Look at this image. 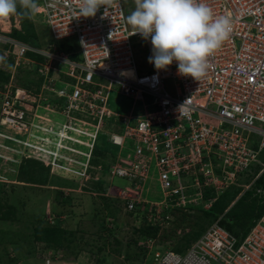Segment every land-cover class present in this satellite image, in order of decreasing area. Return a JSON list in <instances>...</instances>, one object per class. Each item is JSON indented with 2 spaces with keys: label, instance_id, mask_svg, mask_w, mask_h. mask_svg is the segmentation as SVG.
I'll list each match as a JSON object with an SVG mask.
<instances>
[{
  "label": "built area",
  "instance_id": "1",
  "mask_svg": "<svg viewBox=\"0 0 264 264\" xmlns=\"http://www.w3.org/2000/svg\"><path fill=\"white\" fill-rule=\"evenodd\" d=\"M39 2L38 14L53 44L39 48L22 42L10 36L20 20H0V55L12 62L11 80L0 91L1 150H13L10 142L27 150L24 158L40 160L71 180L90 182L94 171L102 170L101 163L93 165V151L100 134H107L119 150L108 172L134 188L120 193L128 211L146 214L150 224L162 229L171 225L173 210L209 209L216 199L206 203L205 189L220 195L242 175H255L244 185L248 190L264 174V0H204L216 16L230 18L232 31L198 80L179 74L175 61L166 70L149 63L150 39L132 35L125 0L88 18L79 17V0ZM134 37L144 43L141 59ZM65 40L78 50H61L57 43ZM28 53L45 61L37 63ZM34 64L43 78L38 94L13 84L19 69ZM114 89L134 99L128 114L109 107ZM130 144L134 153L122 157ZM154 175L163 193L160 202H148L141 194ZM150 243L145 242L147 248ZM62 253L51 255L65 260ZM151 264H264V215L241 241L217 221L184 253L154 252Z\"/></svg>",
  "mask_w": 264,
  "mask_h": 264
},
{
  "label": "rangeland",
  "instance_id": "2",
  "mask_svg": "<svg viewBox=\"0 0 264 264\" xmlns=\"http://www.w3.org/2000/svg\"><path fill=\"white\" fill-rule=\"evenodd\" d=\"M125 1L128 14L130 15L131 12L135 10V0ZM17 19H19L18 16H14V19L11 17L12 23L14 24ZM34 20L45 25V28L37 25L39 32H41L42 35L47 33L50 37L51 34L48 31L46 23H44L42 15L37 13ZM16 26L17 28H21L20 25ZM71 42H76V39H71ZM68 43V40L58 42V44L63 45H68ZM132 44L137 55L140 56L138 58L141 59L142 56L144 57L146 51L144 50V43L142 40L134 37L132 38ZM78 48L79 47L76 46L75 51H77ZM3 66L7 68L6 65ZM149 69L152 70V65H149ZM25 70L30 71V69ZM25 70L22 69V71L15 74L13 80L14 85H17V82L18 80H21V77L25 78ZM17 76H19L18 80ZM61 87V85H57L58 89ZM133 103V98L120 94L118 89H114L110 94L109 107L116 114H128L134 107ZM140 106L141 104L139 103L135 107V113H139ZM39 113L44 114L45 111L40 109ZM108 129H111V127L109 126ZM114 129H118V127H114ZM104 135L108 137L109 141V136L107 134ZM7 144L14 146V148L11 151L0 149V154L4 155L7 159L6 161L2 158L0 159V189L3 190L2 194L4 195V198H7L11 204L17 205L20 220L13 224L0 222V228L18 231L22 234L21 236L27 237L31 232L34 218L41 214L44 216L45 220L52 222L54 214L56 216H62L66 228L77 231V238L71 249L62 253L63 256H66L65 260L61 259L62 257H52V250H44L43 244H37L35 248L33 247L35 252L33 248L31 249V247L27 245V243L21 244V246H13L9 243L0 244V255L2 259H4V261H0V264H7L6 255H4L5 253H8V256L11 258H19V263L17 264H47L46 260L48 258L53 260L51 264H143L146 262L151 264L153 262L154 252L166 253L171 251L174 247V241H169L173 239L163 237L162 234L164 231H166L165 233H167V231L169 233L173 230L172 228L177 227L176 219H178V221L180 220L182 216L181 213H193L189 208L173 210L171 213L173 217L171 225L163 228V230L161 228L160 231V235L164 240L159 239V237L152 240L150 248H147L148 246L146 244L145 247L144 245L139 244L143 249H147L146 252L137 246L132 245L128 247L131 240H140V242L144 240L138 239L139 237L135 232V229L141 226L142 221L137 217L134 211H128L127 201L122 199L120 195L126 187L134 189L129 180L120 177H112L110 172L105 173V167L102 164V170L94 171L95 177L99 178V181H103V185H101L99 190L92 189L93 185L91 184L96 181V178L93 182H83L80 180H74L75 182L69 183L67 182V184H64V188L57 186L45 188L23 187L17 182L16 175L18 164L24 158V154H28V152L27 150L24 151L22 148L17 149L16 145L11 144L10 142H7ZM76 147L78 148V146ZM112 151L116 154L119 152L118 148L114 146L112 147ZM133 153L134 149L130 144L129 149L124 150L121 153V156L126 157L128 154ZM116 157L113 159V162H111L112 157L109 158L108 162L114 163ZM80 159L82 158L80 157ZM111 163L108 167L114 165ZM93 165L97 166L95 164ZM54 174L69 179V176L65 173L57 172ZM153 179L154 180L149 179L143 186L141 191L142 198L148 202H160L163 200V193L159 183L156 181V175L153 176ZM242 183L245 184V182ZM81 184L85 187L81 188ZM65 194H68V196ZM129 195L134 196V193L131 192ZM137 213L140 212L138 211ZM182 225H180V227ZM188 230L189 229H186L185 231ZM181 234L182 232L178 230V235ZM117 241L120 242L121 246L117 244ZM102 247H104V249L100 250ZM30 249L33 250V255L26 256V252ZM116 249H120V254L113 251ZM150 250H152L153 253L150 254ZM76 252H78L77 256ZM128 254L130 255V258L127 257ZM135 256L139 257L135 258Z\"/></svg>",
  "mask_w": 264,
  "mask_h": 264
},
{
  "label": "trees",
  "instance_id": "3",
  "mask_svg": "<svg viewBox=\"0 0 264 264\" xmlns=\"http://www.w3.org/2000/svg\"><path fill=\"white\" fill-rule=\"evenodd\" d=\"M18 17L21 28H13L10 36L39 48L55 43L49 28L48 31L51 34L50 37L47 33L42 35L41 32H39L38 26H43L45 28V25L38 23L36 20H34V18L28 19L23 16ZM12 19H14V16H12ZM57 46L61 50L68 52L75 50V45L71 44L70 42L68 45L57 43ZM28 57L37 63H43L45 61L44 57L34 53H28ZM73 58L79 59V55L73 54ZM8 64L12 65V62L10 61ZM32 68L30 71H26L24 69L26 71L25 78L21 77V80H18L19 76H17V86H22L32 94H38L40 92L43 78L40 76L38 65L34 64ZM19 71H22V69H19ZM10 78L11 73L9 68H0L1 90L10 82ZM113 146L114 145L108 141V137L102 134L99 136L93 151V155L95 156L93 159V164H103L105 167V173L108 172L110 169V167H108L109 164L113 162V159L117 155L112 151ZM111 157L112 161L108 162V159ZM259 167L260 166L255 167L254 172L257 173L258 170H260ZM254 177L255 175L252 176V174H249V176L242 175L238 184L230 186L220 195L216 193L214 188L205 189L204 200L206 203L210 202L212 199H216L211 204V207L206 210L203 208V205L191 206L189 209H191L193 213H181L182 216L180 220L178 221V219H176L177 227L172 228L173 230H171L169 233L168 231L167 233L164 231L162 234L163 237H166L167 239H173L169 240L174 241L175 243L172 250L177 253H184L207 231V229L214 222L217 221H219L220 226L238 238V240H243L264 215V174L254 182L250 189H244V185L248 184L250 179H254ZM16 178L17 182L23 187L33 188H45L53 186L64 188L63 186L64 184H67V182H75L74 180L63 178L57 174H54L52 172L51 166L35 158H23L21 160V162L18 164ZM98 181H94V183L91 184L93 185V190H99L101 185H103L102 180L99 182ZM242 182H245V184ZM259 190L261 192H259ZM2 193L3 190L0 189V222L13 224L14 222L20 220L17 205L11 204L7 198L3 197L4 195ZM65 195L68 196V194ZM134 213L142 221L141 226L136 228L135 232L139 237L138 239L144 240L142 242H140V240H131V243H129L128 247L133 245L143 249L140 245L142 244L145 247V242L148 240H154L158 237L159 239L164 240V238L160 235V227L150 224L145 214L137 212ZM180 225L182 226L180 227ZM103 228L105 229L104 226ZM186 229L189 230L185 231ZM178 230L182 232L181 235H178ZM21 235L22 234L18 231L0 228V244L2 245L3 243H9L13 246H21V244L27 243L31 249L33 247L35 248L37 244H43L46 251L60 250L62 252H66L68 249H71L72 245L75 243L77 231L66 228L65 222L62 220V216H56L53 214V221L49 222L45 220L43 215L40 214L34 218L30 234L27 237ZM117 244L121 246L120 242L118 241ZM31 249L26 252V256L33 255V250ZM102 249H104V247L100 248V250ZM143 250L144 252L147 251V249ZM113 251H116L118 254H120V249ZM4 255H6L7 264L19 263V258H11L8 256V253H5ZM77 255L78 252H76V256ZM127 257L130 258V255L128 254ZM138 257L139 256H135V258ZM2 260L4 261L0 255V261Z\"/></svg>",
  "mask_w": 264,
  "mask_h": 264
},
{
  "label": "clouds",
  "instance_id": "4",
  "mask_svg": "<svg viewBox=\"0 0 264 264\" xmlns=\"http://www.w3.org/2000/svg\"><path fill=\"white\" fill-rule=\"evenodd\" d=\"M114 4L115 0H79V17H95L101 7L107 12ZM135 5L127 23L134 30L132 35L150 39L148 60L157 70H166L175 61L179 74L198 80L210 67L208 58L232 31L230 18L216 16L204 0H135ZM38 11V0H0V20L12 16L32 19ZM0 65L11 73L6 56L0 55Z\"/></svg>",
  "mask_w": 264,
  "mask_h": 264
},
{
  "label": "crops",
  "instance_id": "5",
  "mask_svg": "<svg viewBox=\"0 0 264 264\" xmlns=\"http://www.w3.org/2000/svg\"><path fill=\"white\" fill-rule=\"evenodd\" d=\"M42 48V47H40ZM46 112V111H45ZM43 114V113H42ZM54 119L58 122H62L63 121V118L61 116H54ZM17 176V175H16Z\"/></svg>",
  "mask_w": 264,
  "mask_h": 264
}]
</instances>
